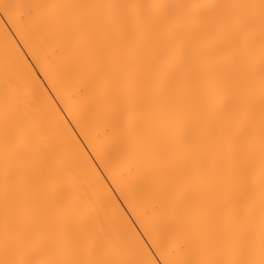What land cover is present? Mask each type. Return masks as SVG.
Wrapping results in <instances>:
<instances>
[{
  "label": "snow or ice",
  "instance_id": "obj_1",
  "mask_svg": "<svg viewBox=\"0 0 264 264\" xmlns=\"http://www.w3.org/2000/svg\"><path fill=\"white\" fill-rule=\"evenodd\" d=\"M0 264H264V0H0Z\"/></svg>",
  "mask_w": 264,
  "mask_h": 264
}]
</instances>
